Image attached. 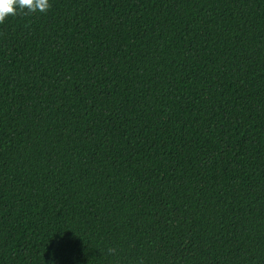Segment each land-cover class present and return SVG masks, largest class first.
<instances>
[{
	"label": "trees",
	"instance_id": "trees-1",
	"mask_svg": "<svg viewBox=\"0 0 264 264\" xmlns=\"http://www.w3.org/2000/svg\"><path fill=\"white\" fill-rule=\"evenodd\" d=\"M49 3L0 23V264H264V0Z\"/></svg>",
	"mask_w": 264,
	"mask_h": 264
},
{
	"label": "clouds",
	"instance_id": "clouds-1",
	"mask_svg": "<svg viewBox=\"0 0 264 264\" xmlns=\"http://www.w3.org/2000/svg\"><path fill=\"white\" fill-rule=\"evenodd\" d=\"M51 7L49 0H0V23H3L8 16H15L19 13L29 15L35 12H47ZM114 253V248H109Z\"/></svg>",
	"mask_w": 264,
	"mask_h": 264
}]
</instances>
